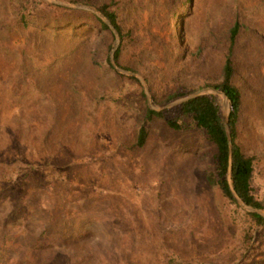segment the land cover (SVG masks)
Instances as JSON below:
<instances>
[{
  "label": "rangeland",
  "instance_id": "1",
  "mask_svg": "<svg viewBox=\"0 0 264 264\" xmlns=\"http://www.w3.org/2000/svg\"><path fill=\"white\" fill-rule=\"evenodd\" d=\"M71 1L0 0V264H264V227L243 248L251 208L208 181L215 146L146 117L195 93L228 109L206 84L239 23L236 141L264 201V0H191L177 16L171 0H106L130 31L132 70L112 65L111 27L112 48L100 45L105 17ZM175 91L186 93L164 102Z\"/></svg>",
  "mask_w": 264,
  "mask_h": 264
},
{
  "label": "trees",
  "instance_id": "2",
  "mask_svg": "<svg viewBox=\"0 0 264 264\" xmlns=\"http://www.w3.org/2000/svg\"><path fill=\"white\" fill-rule=\"evenodd\" d=\"M75 0H72L73 2ZM86 4H89L101 13L112 25L113 30L118 34L120 42L113 52L114 63L126 70H132V67L126 64L123 60L125 46L127 38L130 35V31L122 24L120 13L111 7L110 2L106 0H78ZM191 0H171V3L176 4L177 16L179 12L189 6ZM48 6H56L55 4H47ZM28 6H26L27 8ZM27 10V9H26ZM22 21H25L24 13L21 15ZM99 24L100 29L107 30L111 34L103 38V34L99 35L98 41L100 45L107 46L108 49L112 48V42L114 39V33L110 31L109 26L99 17H95ZM168 24L173 30V38L175 44L180 42L181 23H179L178 30L174 23L173 18H169ZM241 25L235 22L228 29V36L225 42L224 50V62L220 78L214 83H207V86L220 90L222 94L227 96L228 107V125L232 139V156L231 165L229 170V147L227 136L225 132V124L223 121L220 106L215 94L207 93L200 94L195 97L189 98L176 106L167 110H151L146 109V117L150 118L152 115L157 116L165 121L166 125L173 130L183 131L198 129L205 138L215 146V152L213 154L215 167L213 171H210L207 178L209 183L218 186L222 196L229 204L239 206L233 191L235 194L248 206L254 209L264 208V201L260 200L254 189V158L250 155H245L242 148L237 143L238 123L242 112V91L240 87L234 82L235 75L233 53L234 48L237 45L238 38L240 36ZM110 63L109 58L107 59ZM135 81L137 78L129 76ZM184 91H175L169 94L164 102L172 101L185 94ZM219 99V97H218ZM148 134L147 127L142 125L138 129L136 145L142 147L146 141ZM247 215L250 218L251 224L246 228L242 236V246L248 249L256 236V227H264V216L256 213L248 212Z\"/></svg>",
  "mask_w": 264,
  "mask_h": 264
},
{
  "label": "water",
  "instance_id": "3",
  "mask_svg": "<svg viewBox=\"0 0 264 264\" xmlns=\"http://www.w3.org/2000/svg\"><path fill=\"white\" fill-rule=\"evenodd\" d=\"M105 22L108 24V26L109 27H111V29H113V27H112V25L109 23V21L105 18ZM115 50V48L112 50V52ZM112 65L115 67V68H117V66H116V64L114 63V61H112ZM211 90H213L214 92H216V91H220V90H218V89H215V88H212L211 87ZM221 92H223V91H221ZM224 93V92H223ZM197 95H200V94H198V93H195V94H193V95H191V96H188V97H186V98H183V99H181V100H179L178 101V103H181V102H183V101H185V100H187V99H189V98H192V97H195V96H197ZM226 96V95H225ZM227 97V96H226ZM228 100V99H227ZM221 113H222V117H223V121H224V124H225V132H226V136H227V141H228V147H229V167H228V175H227V178L229 179V170H230V165H231V156H232V139H231V135H230V131H229V125H228V109H221ZM233 194H234V196H235V199L237 200V202H239L241 205H243V206H248V205H246L236 194H235V192L233 191ZM248 207H250V206H248ZM251 209H250V211L252 212V213H256V214H258V215H261V214H259L258 212H256L255 211V209L254 208H252V207H250Z\"/></svg>",
  "mask_w": 264,
  "mask_h": 264
},
{
  "label": "bare ground",
  "instance_id": "4",
  "mask_svg": "<svg viewBox=\"0 0 264 264\" xmlns=\"http://www.w3.org/2000/svg\"><path fill=\"white\" fill-rule=\"evenodd\" d=\"M224 96H225V95H224ZM224 96H223V97H224ZM224 98H227V97L225 96Z\"/></svg>",
  "mask_w": 264,
  "mask_h": 264
}]
</instances>
